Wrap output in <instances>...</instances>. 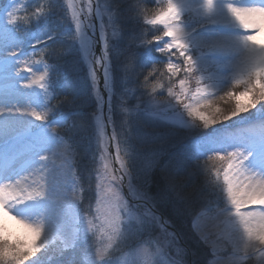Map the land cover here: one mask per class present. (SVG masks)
<instances>
[{"label": "rangeland", "instance_id": "obj_1", "mask_svg": "<svg viewBox=\"0 0 264 264\" xmlns=\"http://www.w3.org/2000/svg\"><path fill=\"white\" fill-rule=\"evenodd\" d=\"M82 1L86 25L94 32L92 10L86 0ZM100 1V27L103 20L117 71V109L110 115L114 124L111 128L120 139L119 156L132 170L129 183L137 185L132 198L148 203L151 196L163 198V204H168L166 210L179 214L185 224L183 228L167 229L157 223L151 213L157 208L131 202L111 174L112 161L104 148L105 124L94 113L99 92L97 85L94 90L89 82L93 68H84L75 47L82 44L86 52L92 44L77 11L68 9L72 0H6L0 11V44L12 55H22L12 62L13 66H43L42 59L52 65L49 77L42 82L45 89L34 90L33 108L28 110L33 118L31 124L44 133L41 139L58 138L66 145L67 154H71L67 162L70 180L61 181L58 200H50L72 203V237L50 238L30 264H197L194 252L186 249L185 230L195 240L192 247L206 248L200 264H221V260L230 258H236L239 264H259V259L249 253L229 254L231 247L226 241L206 231L198 233L194 228L198 216L210 218L224 210L228 202L224 179L227 153L235 149L248 153L264 144V107L260 105L263 102L207 127L198 116L189 114L192 109L209 116L230 114L236 101L224 93L232 88L242 59L214 57L207 68L200 67L193 74H172L168 63L183 69V58L177 49H166L164 53L157 50L166 48L170 41L165 39L163 24L149 23L167 0ZM12 8L16 9L17 23L9 22L8 12ZM38 8L42 11L37 18ZM197 12V8H185L182 26L190 32L197 28ZM155 36L161 40L155 41ZM37 40L44 43L34 48ZM191 42L198 60L205 42ZM45 47L53 51L42 57L40 50ZM57 58L61 63L66 61L62 69L68 71L67 77L58 81L53 78ZM20 60L27 64L19 63ZM65 96L68 99L62 100ZM33 113L45 116V121ZM220 156L225 159H219ZM44 187L52 189L51 185ZM69 196L72 200H68ZM117 224L119 230L114 231ZM100 251L105 256L103 261L96 257Z\"/></svg>", "mask_w": 264, "mask_h": 264}, {"label": "bare ground", "instance_id": "obj_2", "mask_svg": "<svg viewBox=\"0 0 264 264\" xmlns=\"http://www.w3.org/2000/svg\"><path fill=\"white\" fill-rule=\"evenodd\" d=\"M177 2L187 9L189 6L197 8V13L200 15L194 31L190 32L186 28L190 34L189 39L205 42L204 50H200L197 60L198 68H207L214 57L242 59L240 50L235 46V39L245 33L228 14L229 3L239 6L264 5V0L258 2L215 0L214 9L208 14L204 0H177ZM165 39L170 41L166 36ZM257 39L264 43V33H258ZM217 43L223 48L210 50L207 47ZM21 57L22 55L19 54L12 55L4 44H0V108L19 109L18 112L5 111L0 114V182L6 183L3 180L19 175L17 179L29 190L44 187L46 184L51 185L52 189L48 191L47 199L30 201L24 204L25 206H17L14 210L18 215L30 220L43 217L48 240L58 235L72 237L71 229L74 225L72 203L50 200V197L56 198V195L62 192L61 181L70 180L67 162L71 159V154H67L66 145L62 140L54 137L41 139L44 133L40 128H35V124H31L33 118L28 110L33 108L35 88L40 87L33 81L43 73V66L36 65L31 74L24 71L25 67L31 66H21L22 69L18 67L20 72H17L18 68L14 67L12 62ZM248 153L252 155L247 161V167L264 174V144L259 150L253 149ZM249 176L251 173L245 172L240 179L246 181ZM256 179H264V177L257 176ZM68 200H72V197L69 196ZM241 212H254L259 216L260 213H264V206L245 204L242 205ZM194 228L198 233L199 230L206 231L217 239L226 241L231 247L229 254L242 256L249 253L251 257L259 259V264H264V242L259 241L255 236L251 240L248 239L230 199L224 210L214 213L210 218L198 216ZM238 262L236 258L221 260V264H239Z\"/></svg>", "mask_w": 264, "mask_h": 264}, {"label": "snow or ice", "instance_id": "obj_3", "mask_svg": "<svg viewBox=\"0 0 264 264\" xmlns=\"http://www.w3.org/2000/svg\"><path fill=\"white\" fill-rule=\"evenodd\" d=\"M215 6V0H204V7L208 14H211ZM41 9L36 10V17L38 18ZM228 14L235 21V23L243 30L244 35L238 36L235 39V46L242 54V60L233 80V86L224 93L225 97L234 99L236 101L235 108L230 114H212L205 115L199 109H192L190 115L198 116L204 121L205 127L209 124L216 123L217 120H227L241 113L247 112L255 108L261 102H264V43L257 39L258 33H264V5L239 6L233 3L227 5ZM16 9L12 8L8 12L9 22L17 23L18 17L15 14ZM185 15V8L177 2V0H167L166 5L161 7L155 14V17L149 21L151 24H163L166 28L164 36L170 38V42L165 47H159L157 50L164 53L165 50L172 49L179 50L180 57L183 58L182 63L184 68L181 69L178 65L171 62L168 63V71L172 74H177L180 71L186 74H193L198 71V64L194 53L192 52V42L189 39V33L185 26H182V17ZM31 19V18H29ZM79 22L77 29H79ZM45 39H51L46 37ZM155 41H160V36L154 37ZM44 43L43 40H37L36 44ZM148 44L152 42H146ZM210 50L222 49L223 46L219 43L207 46ZM18 51V50H17ZM53 50L45 47L40 50L41 56L46 52ZM13 54H16L13 52ZM203 55V53H201ZM134 57V54L131 55ZM19 63L27 64V61L20 60ZM43 65V73L33 83L39 84L41 89H45L46 77H49V65L43 59L40 62ZM34 67H25L24 71L31 74ZM20 72V69H17ZM93 76V89H96L95 74ZM147 79V78H146ZM185 81L182 80L181 84ZM105 86L108 87V71L105 72ZM208 87V85H206ZM242 88V91H239ZM171 92V89H169ZM46 94V91H45ZM223 99L224 97H220ZM68 99L64 97L63 100ZM62 101H60L61 103ZM211 103V102H209ZM185 107H191L185 105ZM55 108V106H54ZM5 111L18 112V108L3 109L0 108V114ZM127 111V110H126ZM217 113L219 109L216 110ZM40 121H45V116L39 113H33ZM127 123V118H125ZM60 126V125H57ZM55 132V128H51ZM102 134V129H101ZM113 138H115V130L113 131ZM119 145H117V156H119ZM251 153H246L243 149H235L227 153V169L224 172V179L227 182L228 197L235 207L236 213L240 218V223L243 225L245 233L249 240L254 236L261 242H264V213L241 212L242 205L252 204L264 206V179L257 180V176L264 177V174L251 170L247 167ZM219 159H225L220 156ZM245 172H250L251 176L246 178V181H241L240 177ZM19 176V175H18ZM14 178H8L0 182V264H30L33 257L44 248L48 243V236H46V222L43 217H38L35 220L27 219L15 212L17 206L24 205L30 201L44 200L48 198V187L33 188L29 190L21 185V181ZM119 230V224L114 228V231ZM29 241L26 247H19L18 241L22 239ZM98 260H105L102 251L96 253Z\"/></svg>", "mask_w": 264, "mask_h": 264}, {"label": "trees", "instance_id": "obj_4", "mask_svg": "<svg viewBox=\"0 0 264 264\" xmlns=\"http://www.w3.org/2000/svg\"><path fill=\"white\" fill-rule=\"evenodd\" d=\"M149 6V5H148ZM147 9H148V7H147ZM149 9H150V7H149ZM77 58L80 60V62L83 64V66H84V63H83V56L82 55H80V54H77ZM160 59V58H159ZM159 62V61H158ZM54 63H55V66L57 65V69H55L56 71H55V73H54V75H53V78H55L56 79V81H58V79L59 78H66L67 76L65 75V74H68V71L66 70V69H62V67H63V65H62V63H66V61H64L63 60V62L61 63L60 62V60H59V58H57L55 61H54ZM116 79H117V77H116ZM115 87V88H114ZM113 88L115 89V91L113 92V101H112V104H111V111H110V115L112 114V113H114L115 112V110L117 109V102H116V100H115V97H116V95H117V83L116 84H113ZM91 92H92V90H91ZM91 96H92V99L94 100V96H93V94L91 93ZM63 100V99H62ZM264 103V102H263ZM122 104V103H121ZM123 105V104H122ZM262 107H264V105H262V103L260 104ZM95 106H97V103L95 104ZM95 106H94V109H95ZM96 112H97V109L94 111V113L96 114ZM112 124H113V121H112ZM113 126H114V124H113ZM117 132H118V130H117ZM117 140L119 141L120 139H119V137H117ZM127 171L128 172H130V175H132V170H131V167L129 168V166H128V169H127ZM135 181V180H134ZM136 182V181H135ZM134 183V182H133ZM134 186V190H135V187L137 186V185H133ZM139 193V192H138ZM146 196L147 197H150V196H148L147 194H146ZM152 200H151V204H153L156 208H157V210L159 211V212H161L162 214H164L165 215V217H166V219L167 220H169L170 222H171V224L173 225V227H177V226H179L180 228L182 227H184V222H183V219L181 218V216L179 215V214H173L172 212H170V211H168V210H166V206L168 207V204H166V206H165V204H163V202H164V200H163V198L162 199H157L155 196H151L150 197ZM142 205H144V204H142ZM146 206V205H145ZM170 206V205H169ZM165 207V208H164ZM151 211V210H150ZM151 213H152V216H154V219L156 220V222L157 223H161V221H160V219H159V217L158 216H156L152 211H151ZM170 215V216H169ZM175 216V217H174ZM185 218V217H184ZM185 230V229H184ZM184 233V237H183V240H184V243H186V245H187V247H188V249H190L192 252H194V261H196V263L197 264H200L201 263V261H202V258H203V252H204V250L206 249V248H204L203 249V246H199L198 245V247L196 248V247H192V244H193V242H195V240H193V238H191V236L187 233L188 232V230H185V231H183ZM197 255V256H196ZM198 259H197V258Z\"/></svg>", "mask_w": 264, "mask_h": 264}, {"label": "clouds", "instance_id": "obj_5", "mask_svg": "<svg viewBox=\"0 0 264 264\" xmlns=\"http://www.w3.org/2000/svg\"><path fill=\"white\" fill-rule=\"evenodd\" d=\"M29 241L25 238L20 241H18V246L19 247H26L28 245Z\"/></svg>", "mask_w": 264, "mask_h": 264}, {"label": "water", "instance_id": "obj_6", "mask_svg": "<svg viewBox=\"0 0 264 264\" xmlns=\"http://www.w3.org/2000/svg\"><path fill=\"white\" fill-rule=\"evenodd\" d=\"M100 75H101V72H100ZM102 77V76H101ZM102 83V82H101ZM111 151H112V153H114V150H113V148H111ZM125 192L127 193V189L125 188Z\"/></svg>", "mask_w": 264, "mask_h": 264}]
</instances>
